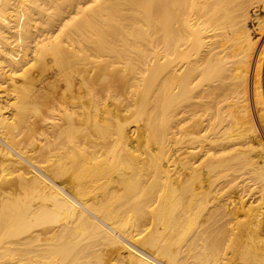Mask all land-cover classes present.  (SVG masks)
Segmentation results:
<instances>
[{"label":"bare ground","instance_id":"obj_1","mask_svg":"<svg viewBox=\"0 0 264 264\" xmlns=\"http://www.w3.org/2000/svg\"><path fill=\"white\" fill-rule=\"evenodd\" d=\"M224 252L264 264V0H0V264Z\"/></svg>","mask_w":264,"mask_h":264},{"label":"rangeland","instance_id":"obj_2","mask_svg":"<svg viewBox=\"0 0 264 264\" xmlns=\"http://www.w3.org/2000/svg\"><path fill=\"white\" fill-rule=\"evenodd\" d=\"M115 19V18H114ZM113 19V21H112V24L116 27V26H118V25H120L121 23H122V20L121 19H119V18H116V20H114ZM121 21V22H120ZM154 23V24H153ZM138 25H140V24H138ZM153 25V26H152ZM155 26H157V21H156V24H155V22L154 21H150L149 22V24H146V25H143L141 28H139V26L137 27V29H135V28H132V31L133 32H135V31H138V29H139V31H141V32H146L149 36H148V42H147V47L145 48V46L146 45H144V49L146 50V49H148L147 51H148V53L150 54V53H152L153 51H151V50H153V49H155L154 48V44H155V40H156V38H157V36L156 35H158L156 32V28H155ZM133 29H135V30H133ZM131 31V29H130V32H132ZM156 37V38H155ZM153 39V40H152ZM149 44V45H148ZM154 45V46H153ZM150 46V47H149ZM151 48V49H150ZM148 54V56L151 58V57H154L155 56V54H154V56H153V54H151V55H149ZM149 57H148V59H149ZM151 61H149L150 62V66L148 65V64H146L147 66H149V68L148 69H146V72H144V74H143V77H146L147 76V78H152L153 76H154V74H155V69H154V65H155V63H154V61H155V58L153 59V58H151L150 59ZM146 65H144V66H146ZM153 67V68H152ZM148 70V71H147ZM148 72H150V73H148ZM146 73V74H145ZM150 75V76H149ZM252 195V194H251ZM263 195V193H262V191L260 192H258V193H256L255 195H252V197H254L255 199H259L260 198V196H262ZM248 197H250V195L248 196ZM253 198V199H254ZM244 255H242L241 254V252L240 253H238V256H237V258H236V264H249V262H250V260H249V257L248 256H245V258L243 257ZM222 261L220 262V264H223L222 262H226V259L224 260V258L226 257V258H230V255H228V254H226V252H224V254L222 255ZM182 258H185V259H187V260H189V261H191V259H192V257L190 256V252L189 253H184V255H182ZM246 259V260H244V259ZM116 263V262H115Z\"/></svg>","mask_w":264,"mask_h":264}]
</instances>
